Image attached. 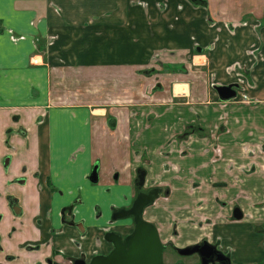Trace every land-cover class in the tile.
I'll return each mask as SVG.
<instances>
[{
	"label": "crops",
	"instance_id": "0c3cea01",
	"mask_svg": "<svg viewBox=\"0 0 264 264\" xmlns=\"http://www.w3.org/2000/svg\"><path fill=\"white\" fill-rule=\"evenodd\" d=\"M228 84L240 95L222 99ZM258 164L264 0H0V264L108 252L106 230L132 229L111 213L131 204L141 167L146 187L164 189L144 211L164 241L224 238L235 250L216 231L217 202L230 214L225 192H252L238 204L248 217L229 224L251 233L264 214Z\"/></svg>",
	"mask_w": 264,
	"mask_h": 264
},
{
	"label": "water",
	"instance_id": "95a60500",
	"mask_svg": "<svg viewBox=\"0 0 264 264\" xmlns=\"http://www.w3.org/2000/svg\"><path fill=\"white\" fill-rule=\"evenodd\" d=\"M236 84L217 86V91L222 99H232L236 97ZM7 158L6 163L9 162ZM90 179L98 181L97 166L93 168ZM146 170L141 167L138 169L135 179L136 195L132 200L130 206L118 209L113 213V220L132 218L134 229L131 233L122 236L120 232L109 231L105 234V238L112 244V249L108 253H101L94 255L90 260L86 258H76L70 264H164V250L165 245L159 233V229L153 222L144 218L145 209L153 204L159 197L160 188L154 187L145 190ZM15 211L18 208L13 207ZM240 211V208H236ZM235 218L241 219L243 214L235 213ZM81 231H84V224L81 222L77 224ZM216 248L211 245L208 240L204 244L196 243L178 249L181 255L199 254L201 257V264H208L205 259L206 254L203 253L202 248ZM48 264H65L54 263L52 259L47 260Z\"/></svg>",
	"mask_w": 264,
	"mask_h": 264
},
{
	"label": "rangeland",
	"instance_id": "374dc122",
	"mask_svg": "<svg viewBox=\"0 0 264 264\" xmlns=\"http://www.w3.org/2000/svg\"><path fill=\"white\" fill-rule=\"evenodd\" d=\"M57 88L60 90V92L63 93L65 88L62 87V81H60L59 84H56V88H54L55 92H57V90H58ZM239 95H240V93H239ZM246 167L250 168V166H246ZM258 167H260L262 169V168H264V164H262V165L258 164ZM253 170H254V168H253ZM257 172H259L261 175L264 174V171H258L257 170ZM263 178H264V176H263ZM242 182H244V181H242ZM242 182L240 183V185H242V186L245 185ZM219 191H222V189ZM60 193H61V191H60ZM225 193L229 194L230 196L233 194L232 197L235 198V202L240 204V205H243L244 202L246 203L247 200L255 197L252 194V192L249 193V190L241 191L240 189H236L235 191H232V192L227 190V192H225ZM217 203H218V205L216 207V211L221 212L220 216L222 217V219L219 218V219L215 220L216 226H217L216 231L221 232L222 233L221 236L225 237V238L227 236H229L230 233L234 236V238L232 239L233 240L232 242L236 246V248H235V250H233L232 255L235 258L234 259L235 264H249L251 262H257L258 264L261 263V260H259V253H260L259 248H260V244L264 243V236L262 238L263 242L260 241L262 233H260V232L258 233V231H255L254 228H253V231H251V233H249L247 231V229H246L247 227L245 225H237L236 227H232L229 224L232 223L233 221L230 220L231 218L229 219L230 214H227L228 208H226L230 204L229 199L228 198H221V200ZM262 203H264V201ZM118 209H121V208H118ZM118 209L112 211L111 218L113 216V213L118 211ZM208 210L212 212V210H210V209H208ZM261 213H262V211H261ZM207 214L208 213L204 214V216H207ZM259 215L262 216V220H258V222L254 223L257 226H259V225L261 226V224H263V223H260V222H263V219H264V214H259ZM204 216L201 215L202 218L200 217L201 219H200L198 225L203 226L205 222H207L205 224H211L212 219H210L208 217H204ZM239 230H242V231L238 235L240 237L238 239V238H236L237 236L234 235V232L239 231ZM227 233H228V235H227ZM240 241H244L246 245H244V246L240 245L239 247H237L238 246L237 244ZM220 242L224 243V238H221ZM225 245H227V244H225ZM237 248H239V249H237ZM173 250H174L173 248H169V247H168V249L165 250V264H176L179 261L186 263L187 260L198 258V254L180 255V254H176L175 251H173ZM197 264H200V263L198 262Z\"/></svg>",
	"mask_w": 264,
	"mask_h": 264
},
{
	"label": "flooded vegetation",
	"instance_id": "af4514ba",
	"mask_svg": "<svg viewBox=\"0 0 264 264\" xmlns=\"http://www.w3.org/2000/svg\"><path fill=\"white\" fill-rule=\"evenodd\" d=\"M6 160H7V158H6ZM154 187H159L160 188L159 196L162 193H164V189L162 187H160V186H148V187L144 186V189L145 190H149V189L154 188ZM12 204L15 205L13 207H17V208L19 207L18 204H17V202H15V204H14V202H12ZM236 208H240V210H241V212L243 214V217L241 219H237V218L234 217L235 213H237L238 215L241 214V212L239 210L238 211L235 210ZM73 214H74V212H73V206H67V207H65V209L62 212V215H64L65 220H67L68 218L72 217ZM247 215L248 214L244 211V209L240 205L234 204L232 206V208H231V213L229 215V219L231 218L230 220L233 221V222H235V221H243V220H245L248 217ZM1 220H2V214H0V222H1ZM68 220L70 221V223H73V221H71V219H68ZM130 222H132V223H130ZM111 223L117 225L118 228L119 227L120 228H123L125 226L124 223H129V225H132V229H131V231L129 233H131L133 231L134 226H135L134 223H133L132 218L118 219V220H113V218H111ZM76 226H77V224H76ZM158 229H159V227H158ZM254 229H255V231H258V233L259 232L260 233H264V226H257L256 225V226H254ZM112 230L117 231V232H120L122 234V236H124V237L129 234V233L123 234L121 231H119L117 229H108V230H106L105 233H104V236H103V241H105L106 243L110 244V246H111V248L108 250V252L112 249V244L106 240L105 234L107 232H109V231H112ZM175 232H174V235L181 237L180 236L181 235L180 233L179 234H176ZM159 233H160V231H159ZM160 237H161V234H160ZM161 239H162V237H161ZM206 240H208V242L211 245H215L216 246V248L214 247L213 249L210 248V246H208L207 248H202L203 253L206 254L205 259L207 260L208 264H235V262L232 259L233 258V255H232L233 247L232 246H230V245H225V246L222 245V243L220 242L221 238H219L218 241H214V240L208 239L205 236L203 238H201L200 241L197 242V243L204 244ZM162 241L164 242V245L166 246L165 247V250L168 249V247L169 248H173L174 249L173 251H175L176 254H179L178 249L179 248H182L181 246L177 245L176 243H174L171 240L170 241H164L162 239ZM194 244H196V243H194ZM165 250H164V264H165ZM108 252H106V253H108ZM67 258H68L67 255H63V259H65V260L62 261L61 263L70 264L71 262L70 261H67V260H69ZM48 259H52L54 263H59L58 261L55 260L54 256H50ZM198 259H199V263L201 264V257H200L199 254H198ZM262 263H264V259H263ZM178 264H182V262L179 261ZM249 264H256V263H249Z\"/></svg>",
	"mask_w": 264,
	"mask_h": 264
},
{
	"label": "built area",
	"instance_id": "2783aa9c",
	"mask_svg": "<svg viewBox=\"0 0 264 264\" xmlns=\"http://www.w3.org/2000/svg\"><path fill=\"white\" fill-rule=\"evenodd\" d=\"M237 96H239V95L237 94ZM241 100L244 101V102H251V100L249 99L248 95L243 93V92L241 94Z\"/></svg>",
	"mask_w": 264,
	"mask_h": 264
},
{
	"label": "trees",
	"instance_id": "16d2710c",
	"mask_svg": "<svg viewBox=\"0 0 264 264\" xmlns=\"http://www.w3.org/2000/svg\"><path fill=\"white\" fill-rule=\"evenodd\" d=\"M198 1L204 3L205 5L207 4V0H198ZM181 70H183V68H182ZM149 72H150V71H146V73H149Z\"/></svg>",
	"mask_w": 264,
	"mask_h": 264
}]
</instances>
